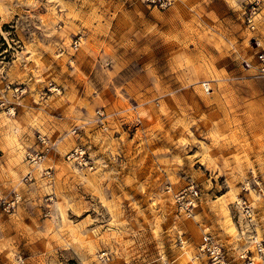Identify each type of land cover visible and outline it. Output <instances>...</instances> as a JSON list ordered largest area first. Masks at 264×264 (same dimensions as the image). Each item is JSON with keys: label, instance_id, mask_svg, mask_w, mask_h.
I'll return each instance as SVG.
<instances>
[{"label": "rangeland", "instance_id": "obj_1", "mask_svg": "<svg viewBox=\"0 0 264 264\" xmlns=\"http://www.w3.org/2000/svg\"><path fill=\"white\" fill-rule=\"evenodd\" d=\"M243 1L0 0V191L22 196L0 264H206L203 220L234 258L264 239V8L251 30ZM38 133L55 148L35 167ZM80 145L90 169L66 161Z\"/></svg>", "mask_w": 264, "mask_h": 264}, {"label": "built area", "instance_id": "obj_2", "mask_svg": "<svg viewBox=\"0 0 264 264\" xmlns=\"http://www.w3.org/2000/svg\"><path fill=\"white\" fill-rule=\"evenodd\" d=\"M142 3L149 7L157 9H169L172 8L180 0H141ZM243 16L246 24L251 30H255V24L258 16L264 8V0H244L242 3ZM255 54V69L257 74L264 77V47H259ZM78 49V44H74V50ZM206 92L211 91L209 83L202 85ZM19 91L20 89L17 88ZM25 91V90H23ZM21 91V92H23ZM5 104L2 103L0 107ZM14 109H8V112ZM96 122L105 128L106 118L102 111L96 113ZM76 133V131H75ZM55 144L46 135L37 134V146L34 150L27 153V160L32 166L38 167L42 165L46 159L54 151ZM66 161L70 164L78 166L82 169H90L92 163L90 161L89 153L85 146L80 145L72 149L66 155ZM44 176L46 178L52 177V171L50 169L44 170ZM26 179H29L26 177ZM201 198V190L195 184H188L185 188L180 190L176 194V204L179 211L183 212L187 217H191L193 211L198 207V202ZM22 201L21 194L12 190L7 195H3L0 191V211L5 213H11L15 211ZM240 206L243 210V214L246 218L251 219L254 209L250 206L246 199H242ZM180 244H184L183 240L179 238ZM258 251L264 256V239L258 243ZM197 252L201 257L205 258L206 264H253L251 254L248 251H241L237 257H231L229 251L217 240L211 233H205L201 236L200 242L197 245Z\"/></svg>", "mask_w": 264, "mask_h": 264}, {"label": "bare ground", "instance_id": "obj_3", "mask_svg": "<svg viewBox=\"0 0 264 264\" xmlns=\"http://www.w3.org/2000/svg\"><path fill=\"white\" fill-rule=\"evenodd\" d=\"M175 202H176V200H175ZM240 203H241V201L239 200V202H238L239 206H240ZM216 207L218 208V210L221 211V214L222 215H225V209H224V204H223L222 200H220L219 202H217ZM193 213H194V211H193ZM192 217H193V214L191 215V217H187V218H192ZM228 232L229 233H232L230 229L228 230ZM205 233H210V232L209 231H206L203 234H205ZM262 239L263 238L259 239L256 235H254V236H252V243H253L255 249L254 248H251V247L249 248L250 250L242 249V251H248V252H250L251 258H252V261H253V264H262V263L264 264V256L261 255L259 253V251H258V243L261 242ZM183 243L185 244V242H183ZM251 250L254 252V255H253V252ZM256 251H257V253H256Z\"/></svg>", "mask_w": 264, "mask_h": 264}, {"label": "crops", "instance_id": "obj_4", "mask_svg": "<svg viewBox=\"0 0 264 264\" xmlns=\"http://www.w3.org/2000/svg\"><path fill=\"white\" fill-rule=\"evenodd\" d=\"M201 223L207 226L206 228H204V227L202 228L201 227V230H200L201 231V234H203L206 231H210L211 232V230H212V228L214 226L213 225L214 223H211L210 221H207V220H203ZM227 228H228V226H226V230H227L226 231L227 232L226 234L230 235L231 237H236L237 236L235 227H234V231L233 230L231 231L232 233H229L228 232L229 229H227ZM262 233H264V231L260 230V233L259 234L262 235ZM222 237H223L224 240L225 239H228L224 234H222Z\"/></svg>", "mask_w": 264, "mask_h": 264}]
</instances>
